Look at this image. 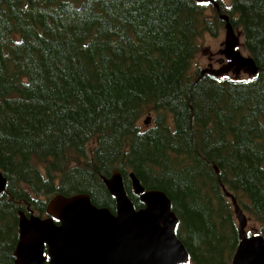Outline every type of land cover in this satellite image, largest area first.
Listing matches in <instances>:
<instances>
[{
  "label": "trees",
  "instance_id": "16d2710c",
  "mask_svg": "<svg viewBox=\"0 0 264 264\" xmlns=\"http://www.w3.org/2000/svg\"><path fill=\"white\" fill-rule=\"evenodd\" d=\"M217 1L256 76H193L203 34L225 25L211 4L0 0V264H15L19 212L45 217L57 194L115 213V171L137 210L131 173L169 197L188 264H232L223 185L264 235V0Z\"/></svg>",
  "mask_w": 264,
  "mask_h": 264
},
{
  "label": "water",
  "instance_id": "95a60500",
  "mask_svg": "<svg viewBox=\"0 0 264 264\" xmlns=\"http://www.w3.org/2000/svg\"><path fill=\"white\" fill-rule=\"evenodd\" d=\"M197 1L213 5L226 30L222 54L227 63L219 69L202 70L201 76H256L259 67L253 57H246L239 50L242 35L230 16L220 12L219 2ZM151 119L148 117L144 124L150 126ZM130 178L144 205L139 210L126 192L121 173L115 171L109 178L102 177L115 198V213L95 206L86 194L53 196L47 204L46 217L19 212L15 264H188L189 253L176 235L179 219L169 197L163 191L145 189L134 173ZM7 184L0 172V196ZM222 189L232 201L239 225L240 243L232 264H264V235L258 229H252L249 235L247 215L234 195L224 185Z\"/></svg>",
  "mask_w": 264,
  "mask_h": 264
},
{
  "label": "rangeland",
  "instance_id": "374dc122",
  "mask_svg": "<svg viewBox=\"0 0 264 264\" xmlns=\"http://www.w3.org/2000/svg\"><path fill=\"white\" fill-rule=\"evenodd\" d=\"M222 1L225 7L230 6L231 0H222ZM209 14L211 20H213L214 14L211 11L209 12ZM236 31L242 34V31L240 29H237ZM225 37H226L225 25L219 27L216 35H212L210 33L203 34L202 38L200 39L199 52L193 62V76H196L197 71L201 72L202 70H205L210 67L214 69L220 68V65H218L217 60L223 58L222 52L225 46ZM241 41L242 43L244 41L243 34L241 37ZM240 51L244 56L246 57L250 56L244 47H241ZM248 78L249 76H247L246 74H241L238 79H248ZM148 117H152V119H154L155 115L153 113H149L140 120V126H142L143 128H147L153 125V121L151 122L150 126L144 125V121H146ZM259 228L260 225L258 223H256L255 221H251L249 219L248 229H247L248 231L251 232L252 229H259Z\"/></svg>",
  "mask_w": 264,
  "mask_h": 264
},
{
  "label": "crops",
  "instance_id": "0c3cea01",
  "mask_svg": "<svg viewBox=\"0 0 264 264\" xmlns=\"http://www.w3.org/2000/svg\"><path fill=\"white\" fill-rule=\"evenodd\" d=\"M235 28V27H234ZM240 33V32H239ZM242 35V34H241ZM242 37V36H241ZM242 42V41H241ZM243 43H244V41H243ZM243 43H242V45H243ZM242 45L240 46V48L242 47ZM240 48H239V50H240ZM222 60H223V58H222ZM225 63H227V61H225ZM221 65V64H220ZM200 74H201V72H200ZM232 74V73H231ZM242 74H246V73H242ZM247 75V74H246ZM247 76H249V75H247ZM240 77V76H239ZM238 77V78H239ZM250 77V76H249ZM152 118V117H151ZM152 121H153V119H151ZM151 121V122H152ZM145 125V124H144ZM223 190V189H222ZM231 193V192H230ZM233 209H234V207H233ZM248 217V216H247ZM259 230V229H258ZM260 231V230H259Z\"/></svg>",
  "mask_w": 264,
  "mask_h": 264
},
{
  "label": "flooded vegetation",
  "instance_id": "af4514ba",
  "mask_svg": "<svg viewBox=\"0 0 264 264\" xmlns=\"http://www.w3.org/2000/svg\"><path fill=\"white\" fill-rule=\"evenodd\" d=\"M218 65L225 63L222 59L217 60Z\"/></svg>",
  "mask_w": 264,
  "mask_h": 264
}]
</instances>
